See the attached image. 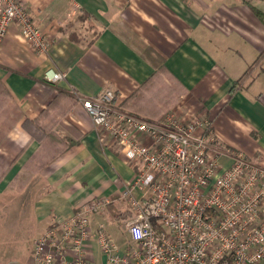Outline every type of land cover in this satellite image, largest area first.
Here are the masks:
<instances>
[{
	"label": "crops",
	"instance_id": "0c3cea01",
	"mask_svg": "<svg viewBox=\"0 0 264 264\" xmlns=\"http://www.w3.org/2000/svg\"><path fill=\"white\" fill-rule=\"evenodd\" d=\"M25 3L46 30L50 46L46 52L35 50L19 26L11 25L0 48V78L27 117L38 116L59 88L89 97L111 87L122 107L161 68L160 87L183 90L176 106L170 105L172 113L186 109L207 118L221 147L240 150L264 168V24L254 11H264V0ZM72 4L78 9L69 14ZM50 67L65 78L55 84L43 81ZM155 102L162 106L161 100ZM56 116L82 138L55 160L58 145L52 144V162L38 167L44 187L34 203L37 236L94 196L106 195L112 199L109 210L113 205L127 212L120 192L135 176L116 146L102 144L80 102L65 113L54 109L41 120ZM45 143L50 144L32 140L21 121L14 125L0 142V185L29 170V160ZM109 219L118 220L111 212ZM32 256L31 250L24 254L19 249L12 257L0 256V264H33Z\"/></svg>",
	"mask_w": 264,
	"mask_h": 264
},
{
	"label": "built area",
	"instance_id": "2783aa9c",
	"mask_svg": "<svg viewBox=\"0 0 264 264\" xmlns=\"http://www.w3.org/2000/svg\"><path fill=\"white\" fill-rule=\"evenodd\" d=\"M77 9L72 4L69 14ZM13 24L32 48L49 49L25 0H0V48ZM64 78L54 67L45 72L54 83ZM78 99L102 144L135 168L119 197L129 241L121 249L102 222L94 224L109 218L112 203L98 195L35 239L33 264H264V168L217 145L205 131L210 120L192 113L149 120L121 107L111 87Z\"/></svg>",
	"mask_w": 264,
	"mask_h": 264
},
{
	"label": "rangeland",
	"instance_id": "374dc122",
	"mask_svg": "<svg viewBox=\"0 0 264 264\" xmlns=\"http://www.w3.org/2000/svg\"><path fill=\"white\" fill-rule=\"evenodd\" d=\"M158 86L160 84L158 83ZM158 88V87H157ZM168 89H163L162 93L166 94ZM147 94L150 92L147 91ZM175 100L168 101L169 104L149 105V110L152 113H158L159 110L168 111L164 113L171 114ZM176 103V102H175ZM13 106L12 99L6 94H0V126L4 123L7 115L6 108ZM173 106H176L174 104ZM172 106V108H173ZM6 111H5V110ZM174 112L176 115H186V109L181 112ZM164 113H160L159 116ZM166 114V116L168 115ZM193 114V113H192ZM165 116V117H166ZM158 117V115L156 116ZM57 118V116L55 117ZM164 119V118H162ZM52 121L48 123L51 125ZM1 142V141H0ZM50 143V142H49ZM52 157V143H45L33 158L29 161V170L23 172L18 178H15L7 186L0 185V256L12 257L20 249L21 252L27 254L33 252V245L35 239L38 237V222L35 218L34 203L37 194L42 191L44 187V174L39 171L38 167L42 166L45 161ZM108 212L110 210L108 209ZM102 222L105 233L110 236L113 241L123 249L128 244L129 238L122 227V220L99 218L97 222ZM122 224H121V223Z\"/></svg>",
	"mask_w": 264,
	"mask_h": 264
},
{
	"label": "trees",
	"instance_id": "16d2710c",
	"mask_svg": "<svg viewBox=\"0 0 264 264\" xmlns=\"http://www.w3.org/2000/svg\"><path fill=\"white\" fill-rule=\"evenodd\" d=\"M254 11L260 21L264 24V11L255 7ZM160 70L161 68H159L145 82H143V84L139 88L134 90L123 101L122 107L131 108L138 115L146 119L163 121L165 119L166 113L161 116H159L160 112L152 113L148 109L149 105L155 106L157 104L155 102L157 99L161 100L165 104H169L166 102L171 100L177 101L183 90L177 87L161 88L160 86H158V77L160 74ZM43 81L55 84L54 82L48 81L45 78ZM163 89H168L166 94L162 93ZM147 91H149L150 94H147ZM1 93L8 95L12 99L13 106L6 108L8 109L7 111L4 109L7 112V115H5L6 118L4 120V123H2V125L0 126V141H2L7 136L8 132L14 125L21 121L23 129L26 130L31 139L37 141L38 144H41L44 141H48L52 144L58 145V151L57 154L53 157V160L62 155L68 149L80 143L82 135L78 133L75 127L64 125L57 118H49L47 122H42L41 120V118L43 119L50 117L51 111L54 109H58L61 113L62 111L65 113L74 104L79 102L78 96L73 92L59 88L57 96L53 100H51L46 108H44L41 113L35 118H30L25 115L20 104L12 97L9 89L0 78V94ZM157 115L158 117H156ZM51 121L52 124L48 125V123ZM205 131L208 133L213 132L212 126L207 125ZM217 145L221 146L218 140ZM50 161L52 162V158ZM51 162H47L46 165L50 164ZM110 210L112 216L117 217L118 220H121L128 215L127 212L123 213L117 210L113 205H111Z\"/></svg>",
	"mask_w": 264,
	"mask_h": 264
}]
</instances>
